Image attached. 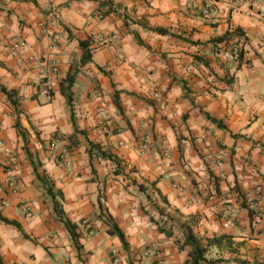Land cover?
Returning <instances> with one entry per match:
<instances>
[{
  "label": "crops",
  "instance_id": "crops-1",
  "mask_svg": "<svg viewBox=\"0 0 264 264\" xmlns=\"http://www.w3.org/2000/svg\"><path fill=\"white\" fill-rule=\"evenodd\" d=\"M208 4L218 13L204 16ZM111 34L117 45L97 44ZM87 39L90 61L81 64ZM12 42L22 44L15 54ZM40 59L59 66L51 100L38 91ZM0 86L16 102L0 90V216L19 226L0 221L2 264H112L114 249L119 264H150V251L185 264L188 231L201 246L222 238L208 260L264 264L263 1L0 0ZM88 142L118 167L97 149L89 154ZM4 151L15 155V171Z\"/></svg>",
  "mask_w": 264,
  "mask_h": 264
},
{
  "label": "built area",
  "instance_id": "built-area-1",
  "mask_svg": "<svg viewBox=\"0 0 264 264\" xmlns=\"http://www.w3.org/2000/svg\"><path fill=\"white\" fill-rule=\"evenodd\" d=\"M234 1V0H230ZM251 3H260L261 1L264 2V0H248ZM218 10L214 8L212 4H208L203 7L202 14L204 16L208 15H214L217 14ZM119 36L117 34H111V35H99L98 36V45L99 46H115L118 43ZM236 44L235 47L232 48L231 51V58L232 62L237 65L240 61V56L242 52V47L244 45V36L243 35H238L236 36ZM22 48V44L18 42H12L9 44V49L10 52L15 54L17 53L18 50ZM38 68H39V82H38V91L39 94L42 95L46 100H51L53 98V86H54V81L56 80L57 77L60 75V70L58 63L54 60H48V59H40L38 62ZM158 103L161 106L165 105V101L159 96V94H155L154 96ZM150 139L148 137H143L140 139L138 143V150L142 154H146L150 150ZM3 146V142L0 140V147ZM53 147V145H52ZM4 155L6 158V165L11 168V170H16L18 167V161L10 151H4ZM8 189L10 193H15L17 192V184L15 178H9L8 182ZM193 201L195 199L193 198ZM29 213V210H28ZM29 216H31L29 214ZM83 229L87 233L88 236H92L95 234L94 227L90 221H84L82 223ZM112 255V264H119V257H118V252L114 249L111 251ZM152 252H144L143 256L144 258L149 261L150 264H165L164 260L161 258V256L156 255L155 259H152Z\"/></svg>",
  "mask_w": 264,
  "mask_h": 264
},
{
  "label": "trees",
  "instance_id": "trees-1",
  "mask_svg": "<svg viewBox=\"0 0 264 264\" xmlns=\"http://www.w3.org/2000/svg\"><path fill=\"white\" fill-rule=\"evenodd\" d=\"M151 30L153 32H156V33L162 34V35L167 33L163 29H151ZM238 33H240V30L236 29L234 34H238ZM233 35H231L230 33L227 32L223 36L213 39L211 42H213V43H221L223 41H227ZM90 44H91V40L90 39L79 41V47L82 50L81 64H84V63L90 61V56H91ZM65 82L67 84V87H66L67 88V91H66L67 93L65 92L64 94L66 96V100H67L68 104L71 105L70 104L71 103V93H70V89L69 88H70L71 84L73 83V76L67 77L65 79ZM227 82H229V81L227 80ZM0 90L6 95L7 99L9 100V102L14 107H16V102L12 98L14 93L10 92V91H7L2 86H0ZM207 118L211 122L215 123L218 127H221V123L219 121H217L216 119L211 118V117H207ZM70 121H71V123H72V125L74 127V130L77 132V128H76L75 123L73 121V115L72 114H70ZM22 137L24 138V135H22ZM88 146H89V151H88L89 154H91L92 150L97 149L99 151L100 156L102 158L110 160V162L113 163L115 165V167H118L117 162L112 160L110 155H106L104 152H101L100 148L97 145H95V144H93L91 142H88ZM117 172H118V170L116 169L115 173H117ZM45 186H46L47 194L52 199L55 198V196L52 194V192L50 190V187L48 185H46V184H45ZM138 188L141 189L142 187L139 186ZM53 210H54L55 213L61 215L60 211H59V207H58L56 202L53 203ZM60 219H61V217H60ZM0 221H2L5 224L13 225V226L19 228L17 223H15L13 221H8V220L2 218L1 216H0ZM105 224H106V226L108 228L107 229V233L109 235H111V236L117 237L119 242H120V244L122 245V247L125 248L127 243H126V240H125L124 233L111 220H106ZM64 226L68 230V232L70 233L72 238H77L78 229H77V227L75 225H73L69 221L65 220L64 221ZM159 231L160 232H164L163 229H160ZM221 240H222V238H217V239L212 240L208 245L201 246L198 243V241L192 236L191 232L188 231V233H186V235H185L184 242H183V244L181 246V248H183L184 246H187L190 249L189 253H188L189 259L185 262V264H222V263L226 262L223 259H217V260L209 259L208 260V259L205 258V254H206V251L208 250V248L210 246H212V245L218 244ZM237 263H239V264H250L247 261H237ZM0 264H2L1 260H0Z\"/></svg>",
  "mask_w": 264,
  "mask_h": 264
},
{
  "label": "rangeland",
  "instance_id": "rangeland-1",
  "mask_svg": "<svg viewBox=\"0 0 264 264\" xmlns=\"http://www.w3.org/2000/svg\"><path fill=\"white\" fill-rule=\"evenodd\" d=\"M213 253H215V252L208 253V256L207 257H210L211 255H213Z\"/></svg>",
  "mask_w": 264,
  "mask_h": 264
}]
</instances>
